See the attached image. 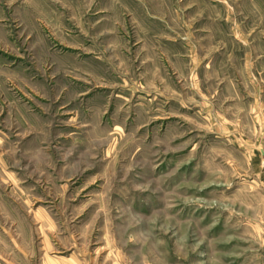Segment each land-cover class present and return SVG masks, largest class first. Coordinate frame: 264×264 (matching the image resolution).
I'll list each match as a JSON object with an SVG mask.
<instances>
[{
    "label": "rangeland",
    "instance_id": "obj_1",
    "mask_svg": "<svg viewBox=\"0 0 264 264\" xmlns=\"http://www.w3.org/2000/svg\"><path fill=\"white\" fill-rule=\"evenodd\" d=\"M0 264H264V0H0Z\"/></svg>",
    "mask_w": 264,
    "mask_h": 264
}]
</instances>
